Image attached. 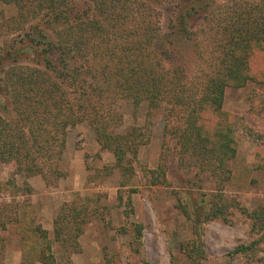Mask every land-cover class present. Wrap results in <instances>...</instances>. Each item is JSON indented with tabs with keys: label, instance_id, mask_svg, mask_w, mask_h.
I'll return each instance as SVG.
<instances>
[{
	"label": "rangeland",
	"instance_id": "rangeland-1",
	"mask_svg": "<svg viewBox=\"0 0 264 264\" xmlns=\"http://www.w3.org/2000/svg\"><path fill=\"white\" fill-rule=\"evenodd\" d=\"M79 1L81 8L90 6V19H101L103 23L101 30L90 32L91 42L84 45L83 59L87 58L91 66L83 60L77 63L81 68L79 81L86 80V86L96 87L65 89L66 83L62 85L63 79L55 75L52 81L65 86L70 99L66 104L70 102L77 107L90 106L87 100H77L81 94H92L102 87L105 91L101 100L95 98L94 104L110 130L123 138L127 152L118 161L113 149L103 148L94 129L84 120L68 128L59 165L64 174L53 171L30 174L20 170L13 158L4 161L0 156V221L6 223L5 229L0 226V264H41L40 256L48 253L49 241L56 264H144L145 259L150 264H264L263 249L259 253L261 259L228 255L240 243L264 234V229L260 233L252 232L250 217L254 210L264 208V168L254 167L257 152L264 154V142L259 146L254 141L239 140L237 155L227 162L230 172H226L217 168L210 158L184 151L179 128L185 113L179 105L169 115L165 109L172 105L170 101L154 107L146 100L136 104L132 98L113 99L114 86L106 75L115 71L118 54L124 53L125 46L135 40L152 38V42L144 44L146 54L170 56L165 59V66L182 65L186 78L183 73L180 75L186 81L196 75L199 64L207 66L214 42L222 37V23L227 18L222 8L262 0H203V6L216 13L203 20L198 18L193 35L188 32L192 37L186 36L189 46L181 34L178 36L174 31L175 40L170 35L176 29L170 21L171 6L176 0H125L127 8L120 10L122 0L107 15L92 8L93 3ZM116 10L121 15L115 16ZM15 14L17 6L13 2L0 1V52L11 43L22 45L34 22L12 21ZM21 52H26L24 57L36 59L31 47ZM136 52L131 51L133 56ZM178 54L187 55L189 63L184 62L183 66ZM95 55L107 59L113 56L115 61H110L108 67L104 65L102 71L100 66L92 65ZM23 56H19L15 66L27 71V66L32 67L33 63ZM13 65H0V117L13 127L22 125L27 130L29 123L19 120L22 115L5 109L15 89L9 78ZM261 88L254 83L228 88L223 107L244 115L255 134L264 136V112L252 108L249 100L250 93ZM188 89L190 92L191 86ZM22 101L34 106L37 121L54 124L56 110L52 108V100ZM1 118L0 128L5 126ZM50 143L53 145L48 154L58 150L57 141L53 143L50 139ZM135 146L136 153L131 150ZM46 159L40 158L39 162ZM222 202L223 211L211 217L215 205ZM57 222L64 226L59 240ZM136 224L142 225L141 243L135 236ZM199 236L202 246L196 255L191 251V243ZM133 243L139 250L137 254Z\"/></svg>",
	"mask_w": 264,
	"mask_h": 264
},
{
	"label": "trees",
	"instance_id": "trees-1",
	"mask_svg": "<svg viewBox=\"0 0 264 264\" xmlns=\"http://www.w3.org/2000/svg\"><path fill=\"white\" fill-rule=\"evenodd\" d=\"M0 1L13 2L17 6V14L11 18L12 21L19 23L34 21L26 32L22 45L17 46L11 43L8 48H2L0 52V65L14 63L11 68L13 72L9 78L13 80L15 89L11 93V103L5 104V109L7 112H15L18 116L22 115L19 120L29 123L25 130L22 125L13 127L10 122L0 117L1 122L5 123V126L0 128L2 159L5 161L13 158L18 162L20 170L30 174L36 172L44 174L46 171H53L57 175L64 174L59 165L65 149L68 128L85 120L94 129L101 146L112 148L118 161L123 160L127 152L123 138L115 130H110L108 122L98 114L99 111L93 101L101 100L102 91H105L102 87L94 90L96 95L93 92L84 96L81 94V97L77 98V100L89 101L90 106L83 107L80 104L77 107L70 102L66 104L70 99L65 89L96 87L95 85L86 86V80L79 81V69L81 68L77 63L83 60L85 65L91 66L87 58L83 59L86 54L82 53L85 50L84 45L91 42L90 32L95 31L96 33L97 30L103 28L102 20L90 19V6L87 9L81 8L78 6L79 0ZM86 1H89L90 5L93 3L92 8H96L97 12L107 15L110 8L116 9L117 2L122 0ZM124 2L125 0L120 2V10L127 8ZM171 8L173 12L171 10L170 15L173 20L171 18L170 21L174 22V27H176L170 33L173 39L175 38L174 31L178 36L181 34V38L186 36L191 38L193 29L197 27L198 18L202 17L201 20H203L212 13H216L215 10L204 7L203 0H176ZM222 10H225L227 14L224 24L222 23V37L214 42V50L209 56L207 66L199 64L194 77L184 81L180 75L183 73L186 78V74L182 72V65L167 68L164 61L170 59V56L146 54L144 44L152 42V38L135 40L131 45L124 42L127 46L124 47L123 54H118L115 71L111 75H106L110 77L114 86L113 99L119 96L132 98L136 104L146 100L154 107H161L163 102L170 101L172 105L165 109L169 115H172L179 105L185 113L182 114L184 120L179 128L184 151L208 157L215 161L217 168L230 172L227 162L237 155L236 145L239 140L254 141L259 146L262 141L264 142V136L255 134L256 132L246 123L244 115L230 112L223 107L228 88H243L248 83H254L261 85L262 88L250 93L251 107H257L264 112V0L243 5L237 4L235 7L222 8ZM114 15H121L120 11L116 10ZM141 29L148 30L142 27ZM188 32L192 35H188ZM146 35L149 34L146 33ZM189 38L185 39V44L188 46L187 39ZM27 47L32 48L36 59L23 56L26 52L21 51ZM135 50L137 52L133 56L131 51ZM19 56L31 59L33 66H27V71L18 70L19 67L15 65L19 63ZM178 58L183 63H189L187 55L178 54ZM93 59L94 64L92 65L100 66L102 71L105 70L104 65L108 67L110 61H115L113 56L107 59L95 55ZM72 61L76 64L72 65ZM121 63L124 66L119 67L118 64ZM81 64L85 66L83 62ZM185 65L184 63L183 66ZM99 73L104 75V72ZM54 75L61 77L62 85L66 83V87L58 81H52ZM190 86L191 91L189 92ZM22 100H52V108L56 110L53 117L54 124H50L49 121L45 122V120L41 121V119L37 121L34 106H29ZM50 139L53 143L57 141L58 150H53V153L48 154L53 145ZM143 141H146V136ZM179 143L180 140L177 144ZM131 150L136 153V146ZM45 157L47 159L44 163L39 162L40 158ZM254 167L264 168V154L260 150L255 156ZM223 205H225L223 202L216 204L214 211L210 213L211 217L218 216L219 211H223ZM250 217L253 220L252 232L260 233L264 229V208L254 210ZM60 223L57 222L55 226L58 240L64 228ZM75 223L77 226L78 222ZM5 224L0 221L2 229H5ZM77 230H81V225L77 227ZM135 231V236L141 243L142 225L136 224ZM191 244V251L198 255L202 246L200 236ZM132 248L135 254L139 252L135 243ZM46 249L48 253L40 256L39 261L41 264H56L55 256L51 253L50 241ZM262 249L264 250V234L250 242L240 243L228 255L231 258L242 255L247 259H261L259 253ZM135 258L137 259V256ZM143 263L150 264L146 259Z\"/></svg>",
	"mask_w": 264,
	"mask_h": 264
},
{
	"label": "crops",
	"instance_id": "crops-1",
	"mask_svg": "<svg viewBox=\"0 0 264 264\" xmlns=\"http://www.w3.org/2000/svg\"><path fill=\"white\" fill-rule=\"evenodd\" d=\"M230 111H234V110L233 109L232 110L230 109Z\"/></svg>",
	"mask_w": 264,
	"mask_h": 264
}]
</instances>
